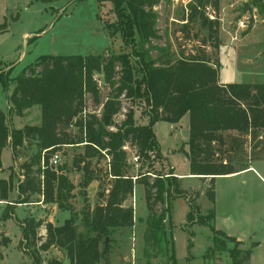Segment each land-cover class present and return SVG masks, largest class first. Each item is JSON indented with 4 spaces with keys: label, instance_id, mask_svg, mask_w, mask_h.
<instances>
[{
    "label": "trees",
    "instance_id": "trees-1",
    "mask_svg": "<svg viewBox=\"0 0 264 264\" xmlns=\"http://www.w3.org/2000/svg\"><path fill=\"white\" fill-rule=\"evenodd\" d=\"M39 1L52 4L59 0ZM108 1L117 15L116 23L108 25V32L112 38L121 37L126 52L101 56L45 55L33 69L13 79L9 78L10 73L0 71V84L9 104L8 114L0 110V172L4 149L10 148L13 164L24 155L23 150H31L29 161L22 165L19 203H27L39 194L44 203L65 209L64 203L74 186L50 165L61 146L83 145L84 154L78 160L83 174L81 186L86 188L99 182L98 203L83 213L85 233L78 232L76 217L72 215L60 226L47 223L46 237L38 246L37 231L43 222L31 218L17 222L21 228L18 249L31 264H64L58 257L43 259L42 253L52 248L65 254L69 264H110L112 234L133 226L135 221L133 209L125 203L136 185L145 188L149 216L144 235L148 256L156 248L160 254H170L172 264L176 263L174 246L166 230L168 207L158 213L156 206L186 196L173 172L159 174L150 163L152 158L154 162L163 159L154 131L160 122L176 125L189 116L185 157L191 176L212 178L213 184L206 192L211 204L216 197L215 178L248 170L251 161H264V141H259L264 133V84L221 83L222 65L218 58L211 59L208 54V48L218 51L221 45L220 19L210 16L211 12L216 15L220 12V0H191L186 5L187 20L178 31L186 43H179L176 52H172L169 44L153 43L162 39L161 16L156 9L171 7L172 0H100L99 5ZM254 1V7L263 13L264 0ZM6 30V25L0 27V34ZM99 77L111 89L103 103ZM88 96L102 106L100 116L86 112ZM122 99L141 102L149 123L137 125L134 112L129 111L118 124L116 117L121 112ZM34 107L39 108L40 125L11 128L10 118L23 117ZM252 142L255 144L250 153L245 154L247 161L240 163L238 169V154H243L246 143ZM126 148L136 151L140 165L148 162L145 173L131 175ZM104 159L109 160L106 178L97 169ZM153 176V182H148ZM9 194L10 184L1 180V198L7 200ZM189 204L190 227H209L223 241L234 244L229 251L232 264H250L252 250L243 249L242 242L215 228L213 208L205 216L192 201ZM11 218L5 215V220ZM217 243L215 238L213 248H217ZM8 244L6 240L0 243V248ZM0 259H3L1 251Z\"/></svg>",
    "mask_w": 264,
    "mask_h": 264
},
{
    "label": "rangeland",
    "instance_id": "rangeland-1",
    "mask_svg": "<svg viewBox=\"0 0 264 264\" xmlns=\"http://www.w3.org/2000/svg\"><path fill=\"white\" fill-rule=\"evenodd\" d=\"M172 1L171 7L160 6L156 9L161 16L159 29L162 39L153 43L157 46L169 44L172 52H176L179 43H186L180 38L182 34L178 31L180 24L187 20L186 5L191 0ZM99 2L100 0H59L52 4H42L39 0H0V27L7 26V30L0 34V71L10 73L9 78L13 79L24 71L33 69L37 60L45 55L101 56L126 52L121 37L112 38L108 32V25L117 21L112 3L108 1L100 6ZM219 3L220 12L217 15L211 12L210 16L220 19L221 45L218 51L208 48V54L211 59L218 58L222 65L220 82L264 84V12L254 7V0H220ZM153 55L156 56V52ZM98 84L103 103L111 94V89L103 77H99ZM0 110L5 114L9 112L8 95L1 84ZM86 110L87 113L100 116L102 106L96 105L88 96ZM129 111L134 112L137 125L149 123L142 103L126 99H122V109L116 122L121 124ZM9 124L15 129L40 125L39 108L28 110L23 117L10 118ZM72 131L76 133V130ZM154 131L163 159L154 162L155 159L152 158L150 163H153V169L159 174L168 175L173 172L172 176L178 180L186 196L174 198L165 206H156L158 213L168 207L166 230L168 239L172 240L174 246L175 264H232L229 251L234 248V244L223 241V237L213 233L209 227L188 225L189 200L199 208L201 215H208L213 208L215 228L230 237L239 238L244 242L243 249L252 250L250 264H264V161H251L252 169L237 176L216 179V199L211 204L206 192L213 184L212 178L191 176L185 157L188 150L189 116H185L176 125L160 122L155 125ZM259 141H264V133ZM254 142L259 143L257 140ZM255 143H246L244 153L238 154V169L241 168L240 163L247 161L245 154L250 153V147ZM23 151L24 155L16 164L12 162L9 148L2 153L3 172L0 173V180L4 179L10 184V194L7 200L0 196V200L4 202L0 205V243L9 241L6 247L0 248L3 255L0 264H31L29 258L18 249L21 240L18 221L31 218L36 222H46L56 213L53 221L55 226H60L75 215L78 232L82 234L86 232L83 226L84 211L93 209L98 203L99 185L96 183L86 188L81 186L83 174L78 160L84 154L83 145L61 146L52 156H59L58 164L53 166L52 158L50 160V165L61 171L60 174L67 177L74 186L64 203L65 209H59L56 204L44 203L43 196L39 194L32 196L27 203H19L18 187L24 174L22 165L29 161L31 155L30 149ZM125 151L131 175L145 173L148 162L140 165L135 158V150L126 148ZM108 161L102 160L97 168L103 178H106ZM153 180L154 176L148 182ZM107 181H104L105 187ZM125 206L133 209L135 221L133 226L115 230L112 234L110 264H172L170 254H160L155 248L153 254L148 256L146 251L144 234L149 212L143 185L135 186L134 193ZM7 214L12 218L5 220ZM46 233L44 227L38 229V246ZM215 238L218 241L217 248H213ZM42 257L45 260L58 257L64 264H69L65 254L59 249L52 248L42 253Z\"/></svg>",
    "mask_w": 264,
    "mask_h": 264
},
{
    "label": "crops",
    "instance_id": "crops-1",
    "mask_svg": "<svg viewBox=\"0 0 264 264\" xmlns=\"http://www.w3.org/2000/svg\"><path fill=\"white\" fill-rule=\"evenodd\" d=\"M224 84V83H223ZM10 149V148H9ZM10 152H11V150H10ZM11 156H12V153H11ZM13 162V161H12ZM249 169H252V167L250 166V168ZM246 171V170H245ZM1 172H3V169H2V171ZM0 172V173H1ZM242 172H244V171H241V172H239V173H236V174H232V175H228V176H219V177H217V178H215V180H214V182L216 181V179H219V178H228V177H233V176H237V175H239V174H241ZM1 180H4V179H1ZM0 180V181H1ZM98 184L99 185V182H93V183H91L89 186H91V185H94V184ZM215 194H216V192H215ZM216 196V195H215ZM215 199H216V197H215ZM53 214H54V212H53ZM52 214V215H53ZM54 215H56V213L54 214ZM54 215L53 216H51L46 222H43L44 224H46V223H52L53 225H55V223H54V221H53V217H54ZM9 220V219H8ZM42 227H44V229H46V227H45V225H43ZM226 234V233H225ZM228 236V235H227ZM237 239V238H236ZM238 241H240V242H242V244H244V242L243 241H241L239 238L237 239ZM242 247H243V245H242ZM4 264H6V263H4Z\"/></svg>",
    "mask_w": 264,
    "mask_h": 264
},
{
    "label": "built area",
    "instance_id": "built-area-1",
    "mask_svg": "<svg viewBox=\"0 0 264 264\" xmlns=\"http://www.w3.org/2000/svg\"><path fill=\"white\" fill-rule=\"evenodd\" d=\"M58 162H59V156H58V155H55V156L52 158L51 163H52V165L54 166V165H57ZM3 204H4V202L0 200V205H3Z\"/></svg>",
    "mask_w": 264,
    "mask_h": 264
}]
</instances>
